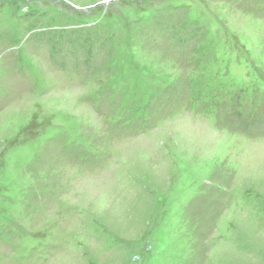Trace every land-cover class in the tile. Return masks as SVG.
Segmentation results:
<instances>
[{"label": "rangeland", "instance_id": "rangeland-1", "mask_svg": "<svg viewBox=\"0 0 264 264\" xmlns=\"http://www.w3.org/2000/svg\"><path fill=\"white\" fill-rule=\"evenodd\" d=\"M0 264H264V0H0Z\"/></svg>", "mask_w": 264, "mask_h": 264}, {"label": "trees", "instance_id": "trees-1", "mask_svg": "<svg viewBox=\"0 0 264 264\" xmlns=\"http://www.w3.org/2000/svg\"><path fill=\"white\" fill-rule=\"evenodd\" d=\"M43 34H45V33H43ZM45 38H47V37H45ZM43 39V38H42ZM48 39V38H47Z\"/></svg>", "mask_w": 264, "mask_h": 264}]
</instances>
